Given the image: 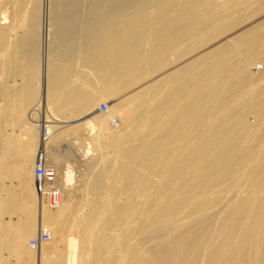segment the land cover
Listing matches in <instances>:
<instances>
[{
  "label": "bare ground",
  "instance_id": "bare-ground-1",
  "mask_svg": "<svg viewBox=\"0 0 264 264\" xmlns=\"http://www.w3.org/2000/svg\"><path fill=\"white\" fill-rule=\"evenodd\" d=\"M30 1L32 0H0V103L1 100H5L8 102V105L13 106L11 108L14 110L15 108L17 111L20 109L18 111L20 114L16 113V110L14 111L18 115L16 118L19 117L18 121L20 124H15V126H18H16V128L14 125L10 126H12L14 130L16 129L15 132L21 136L19 142L23 143L15 145L19 150L17 156L13 157V155H11L9 157L0 158V175L2 178H9L11 175L15 176L11 179L17 178L18 180L16 183L18 187L16 186L17 188L15 189H18L19 186L20 189H22L27 184L31 185L33 181L32 167L34 165V158H37L38 161L34 168V176L35 169L40 164L50 166V168L54 169L55 177H57L55 183L57 184L56 186L59 187L57 189L59 201L55 206L51 205L46 199V194L41 192L37 185V190L42 195L38 232L35 233V220L31 217L27 218L23 224H19L18 229H12L10 233L13 238V249L15 253L17 255L25 253L28 257L33 259L37 257V262L40 264H94V262L95 264L97 262L99 264V262L103 263L104 257L106 258V255L104 256L102 254L103 251H108L106 254L110 255V259H108L109 257L107 256L108 258L106 259L108 260L106 261L105 259L104 264H124L127 258H131L130 261H127V264H264V165L254 173V169L248 167L251 160L256 157V154H253L254 148L246 151L245 147H243L244 144L242 140L244 134L240 132V129L245 126L244 111L247 108H252L258 114L259 126H261L264 132V83L262 82V85L260 83L261 80L264 81V74L261 76H251L247 73L250 65V56L247 53L249 48L259 43L258 46L262 45L259 55H264V31L262 34L256 33L254 35L251 32L250 35L253 36L251 40L244 38L239 39L236 37L233 41L230 40L229 44L226 43L222 46L217 53L219 61L224 59V63L226 64L227 62V66L229 67H232L233 64L239 65L242 67V71L234 77L239 81V84L238 82L232 84L229 88L230 94L228 97H224V100H220L218 95L212 98L211 105L214 107L212 111L207 113L208 116L217 113V111H215L216 109L223 112L227 104L235 98L239 86L244 82H246L247 85L254 83V88L257 92L253 94V97L248 103L237 108L235 112H226L223 118L227 122V125H220V128L210 131L207 136H205L200 146L197 147L191 144L189 145L188 143L185 144V147L183 145L182 148L185 149L184 155L180 152L181 163L178 176H180V173L182 175L181 171L183 169L192 165L196 174L202 178L203 182L196 187L187 188L181 194L174 193L168 198L166 193L169 189L179 186L177 179L181 177H178L166 183L161 188H158L157 196L152 198L144 191L148 187H142V184H144L143 182H146L143 174L141 172L137 173L134 169L129 168L128 162L136 156L135 151L132 149L122 150L121 147L126 144L129 146V143L137 140L136 136L138 135L137 137H139L142 133L141 127H144L143 125L145 123L148 124V127H157L158 131L160 127L163 126L164 128L166 124H163L161 117L167 113L164 111L163 106L166 105L175 110L183 96L182 94L181 96L175 95V93L179 90L183 91L186 85L197 84L203 78V74L211 68L213 63L205 59L200 65L198 64L199 66L196 68H191L187 76L171 74V77H169V75L167 77L162 76L150 81L145 87L140 88L136 93L122 100L113 114L101 120L99 119L100 114L98 116L97 113V115L90 113L97 102V98L85 97L83 93V84L77 90L69 87L70 90H72L66 96L64 94L62 96L60 92L63 91L65 85L67 86L68 82L66 83L64 81L71 72L75 70L84 71L82 67L86 68L84 64L86 61L84 60V63L80 62V57L77 55L78 52H82L84 49H86V51H92L93 53L104 51L105 59L103 57L104 60H99L95 66L99 71H113V75H110L108 82H106L109 85L115 86L119 82L124 84V82H128L129 80L130 83L134 79H136L134 83H139L141 80L143 81L150 77L154 72L156 73L159 66L157 65L155 56L161 51L157 50L161 44H164L166 40H170V38H168L167 35L165 36L166 32L163 35L165 31H163V28L165 27L162 28L163 33H158L152 28L157 24V21H154L155 18L162 21L164 20L161 19V15L153 17V15L150 14L153 13L155 16V14L159 10H163L165 8L164 6L169 2L177 5L178 0H147L145 3L142 2L143 5H145L143 6L141 4L143 6V8L139 10L141 12L137 11L141 1H137L140 3L139 6L136 7L138 4L135 0H57L54 10L52 9L53 19L58 25H56L58 29L55 28L56 31L58 30V33L56 32L58 38H53V40L57 39V44L51 51V55H55V59L51 57L54 60H50L49 69L47 67L48 71L46 69L48 73L46 74L44 86H42L43 88L40 94L35 86V81L37 80L33 77H29L30 81H26L25 79L27 76L25 77L24 74L26 68H29L30 71L34 70L35 72L32 71V73L35 74L37 79H39L38 77L40 74H38V52L36 51L39 41L36 43L37 38L33 35L36 29L35 31L33 29L31 30L30 25L26 23L27 7ZM206 1L211 0H191L194 6L201 5ZM224 1V7L222 6L224 9L221 7L223 12H225L226 6L227 10H229L228 8L234 3L232 0H223V2ZM245 1L250 3L248 4L247 2L246 4L248 5H252L253 3V0H243L242 3L244 5H246ZM35 2L36 1H32V4ZM133 2H136V4H133ZM236 2H239V0ZM37 3L39 2L37 1ZM209 4L208 2L204 4V6ZM232 7L233 6H231V8ZM9 8L12 9H10V11H12L10 19H8L10 11L7 12ZM148 10H152L149 12L150 14ZM194 10L195 8H190L189 6H177L167 9V11L171 12L169 15H175V17L178 18L186 16L189 20L195 16L199 17L198 15H193ZM208 10L209 9L206 7L202 15L205 16L207 12L209 14ZM217 10L219 9L216 7L215 13ZM174 11L175 14H173ZM220 12L222 13V11ZM38 14L36 13L35 16L33 14V18L30 14L29 17H31L33 21H36L39 19ZM89 16H91V19H89ZM170 18L173 21L174 16H169L167 24L163 23L165 24L163 26H166V28H169V25H171L169 24ZM49 21L54 24L51 22L52 18ZM158 23H160V21ZM53 26H55V24ZM168 28L166 29L167 31L170 30ZM143 29L147 30L143 31ZM192 29L193 27L190 25L188 29L189 34L187 36L191 35L190 31ZM196 32V35L199 36V33L201 34L203 31L202 29H198ZM177 35L179 36V33ZM183 35H185V33ZM178 38L180 39V36ZM174 39L172 40L171 38L172 46L177 44V40ZM157 40L160 41V43H158L159 46L156 45ZM51 43H53V41ZM67 44L72 45L68 47ZM74 44H76V48ZM65 45L70 49L72 48V50L66 49L67 47L62 48L63 46L65 47ZM235 54L239 55L236 56ZM230 55L234 56L233 58L235 59L230 58ZM255 56L258 58V53ZM199 57L200 56H198V59ZM204 64L206 65L205 67H203ZM51 70L53 71L50 75ZM30 71L28 75L31 74ZM10 72L12 73L9 74ZM84 72L86 73L87 70ZM125 77H127V79H124ZM196 77H198V81L194 80ZM32 78L35 83L31 81ZM100 78L101 77L97 76L93 81L98 84L101 82ZM22 80H24L23 82L26 81V83L29 82L25 84L27 85L26 87H22L24 90L22 89L19 93H15V90L13 91L12 89L6 91L7 88H13L17 83L19 84L21 82L23 84ZM212 80H216V78L213 77ZM64 83L66 84L64 85ZM106 88L107 87L101 92L102 97L112 96V90ZM209 99V95L202 97V101H207ZM9 107L8 109L10 111ZM70 108L71 110H68ZM100 111L106 112L108 109L106 111L100 109ZM24 112H28V114L25 115L27 118L22 117ZM93 116H98V119ZM91 117L96 119L92 121L95 126H93L94 124L91 125L92 128H94L92 130L95 131L96 134V137H94L96 139L95 149L97 150L98 148V151H101V157H99L101 161H98L102 164L100 172H98L97 175L95 174L96 176L93 175L95 177H93L91 183L90 193L93 194V196L103 194L105 197H103L102 201L93 209H89L87 215L84 217V219L87 217V220L95 221V227H91L90 229L87 228L85 222L81 218L75 223L77 231H79V234L81 233L79 238L82 239L84 243V249L83 244L82 248L77 246V237L71 234L66 236V248L63 249L60 246L62 244L59 245L58 242L53 240V235L55 236L54 232H47L45 229L47 228L48 221L52 222L63 215H66V219H68L71 216V214H68L71 207L69 203L64 201L66 187L64 188V181H62V179L60 181L59 169L54 164L47 163L45 156H47V153L55 144L60 142L62 144L65 143L66 135H70L73 132L72 130L75 129L77 133V130H80L78 128H82L81 126L84 127L85 125L82 124L86 121L72 126L73 123L89 118L91 119ZM234 118H237L238 121L235 122ZM239 126L240 128L238 130ZM234 127L236 129H234ZM180 128L179 130L183 135L186 130L182 132V127ZM75 132L73 134H75ZM180 132L178 133L180 134ZM162 143L164 142H160L157 147L161 148H158L160 150L159 152L164 155L165 153L161 151L163 149L166 151V144ZM109 147H117L118 151L123 152L124 156H122V158H124V160L121 163L113 159L109 160L107 157L108 155L105 153V149ZM37 150V155L34 157ZM80 151L81 149L79 148L78 152ZM149 157L150 156L143 158L141 160L142 163L150 166ZM262 157V163L264 164V156ZM170 158L167 160L168 163ZM166 165L168 164L166 163ZM103 172L104 176H109L102 178ZM242 175H244V178L249 179V184L255 187L256 190L254 193L253 190L241 191L238 194L244 195L243 197H236V199L235 197L232 198L234 203H230L232 206L230 205V210L221 220L220 228L219 226L217 228L214 224H212L214 226L208 225L205 220L202 219L200 223L207 224L204 230L200 229V226L196 223L191 225L194 227V230H197L196 227L198 226V229L201 230L199 231L201 234H193L192 231H190L191 229L189 230V226L187 231L185 230L181 234L172 236V239L169 238L171 240L168 242L169 248L165 247V243L167 242H163L165 237L163 236L164 238H161L163 241H160L159 237L161 236H159L157 237L159 242L157 240L156 242H163L165 245H161L162 248L167 249L158 250L155 248L158 250V253H156V250L154 254L152 253L153 251H151L152 255L148 253V250L146 254V249L143 247L147 240L145 237L142 239L144 242V244L142 243L143 246L138 244L142 242L139 240L140 242H137L131 250L130 247H127L129 248L128 252L122 250L123 248L120 247V243L116 241L117 236L109 237V232L111 231H117L119 233L132 230L141 235H148L150 232L157 234L161 231H167L164 229V223L166 221L176 223L178 227H183L184 223H180L175 218H178L180 215L181 207L185 208L183 206L185 203L193 202L194 196L199 195L198 190L203 187L204 184L225 177L235 176L233 188L239 189L242 187L241 180H239ZM25 177H27V179H25ZM111 181H114L115 185L113 187ZM11 184L9 186H11ZM12 186L15 187L13 184ZM153 187L156 188V185ZM12 188L9 189V193L13 192L12 190L14 189ZM43 188L46 189V187ZM132 190L134 192H132ZM113 193L116 195V201L110 199ZM126 193H131L130 197L135 196L136 198H140L142 195L141 202L145 203L144 209L148 206L147 209L142 210L141 205H139V200L135 205H132V207L125 208L120 201L123 194ZM215 199V202H217L218 199ZM229 202H231V199ZM206 204L208 205V202L202 201L198 204L197 208H193L192 211L194 212L195 209L200 210L198 207H206ZM151 210L152 212L150 213ZM237 213H239V215L236 216L235 214ZM137 218L140 219L136 220ZM119 225H121L120 228L117 227ZM92 229H95V234L94 231H91ZM171 232H174V230H171ZM219 232L223 235L220 236ZM44 233L48 234L47 238L44 237ZM215 233L217 234L216 236ZM7 235L5 236L7 237ZM150 235L152 237L151 233L149 236ZM157 235H159V233ZM218 235L220 236V240L218 239ZM32 236L33 238L31 242H28L27 246L26 241ZM80 239L78 240L80 241ZM4 240L5 239L0 235V241ZM109 240L110 244L108 242ZM160 244L157 245L160 246ZM18 246L21 250L16 251L15 247ZM71 247L75 250L79 247L81 251L79 252V250L75 251L71 249V251H75V253L68 252L67 248ZM141 249L145 251H141L143 254L145 253V255L141 254ZM83 251L84 254H82ZM99 253L102 254L101 256H104L102 261H98V256L96 261H94L96 257H93Z\"/></svg>",
  "mask_w": 264,
  "mask_h": 264
},
{
  "label": "rangeland",
  "instance_id": "rangeland-1",
  "mask_svg": "<svg viewBox=\"0 0 264 264\" xmlns=\"http://www.w3.org/2000/svg\"><path fill=\"white\" fill-rule=\"evenodd\" d=\"M32 1H36V2L32 4ZM32 1H30V4L27 7V13H26L27 20L26 19L25 20H26V23L30 25L31 30L33 29L35 31L36 29V32H34L33 35H35L37 38L36 43H38L39 41V43L37 44L38 46L36 45L37 46L36 51L38 52L37 54L38 55L37 62H38V69H39L38 74L39 73L40 74L38 77L39 79H37L35 74L32 73V71L33 72L35 71L34 70L30 71L29 68H26V70H24V74H25V77L26 76L28 77V78L26 77L25 79L26 81H30L29 77H33L35 80H37L35 81L36 82L35 83L33 78L31 79V81L35 83V86L37 87L36 89L40 94L42 92V88H43L42 86H44L46 74L48 73L46 72V69L47 67L49 69L50 60L53 57L55 59V55L52 56L51 51L57 44L56 43L57 39L53 40V38H58V35H57L58 30L57 31L55 30V28L58 29L57 27L58 25L56 24V21L53 19L54 17L52 15V9L54 10L57 0H32ZM37 1L39 3H37ZM135 1L136 2L141 1V3L139 2L141 7L139 6L138 2H137L138 5H136V7L139 6L137 11L141 12L139 11L140 8H143V6L145 5V4L143 5L142 2L145 3V1L147 0H143V1L135 0ZM236 1L238 0H232V2L234 3L231 6H233L232 8L234 9H232L230 6V8H228L229 10H227V6H226L225 12H223L222 10V8L224 7V3H225V1L223 2V0L206 1L205 3L201 5H195V6L192 4L191 0H178L177 5L169 2L167 5L164 6L165 8L162 7L164 8L163 10H159L158 12L155 11L158 13V14L156 13L155 16L153 13L151 14L149 13L152 10L151 11L148 10V13L150 15H153V17L161 15V19H164L162 21L160 19L155 18L156 20L154 19V21H157V24H155L152 28L155 29V31H157L158 33L159 32L163 33V31L165 30L163 35L166 32L165 36L167 35V37L170 38V40L167 38L168 40H166L164 44H161L157 50V51L161 50L160 53H158L155 56L157 65L159 66V68H157L158 69L157 72L156 73L154 72L150 77L146 78L143 81L141 80V82L139 83H134L135 82L134 80H136L134 79L130 83H129L130 81L129 80L128 82H124V84L119 82L115 86L109 85L106 82H108L109 76L113 75V71L112 70L99 71L95 66V64L99 60L105 59L104 51H97L93 53L92 51H86V49H84L82 52H78L77 55L80 57V62L84 63L86 61V63H84L86 68L82 67V69H84V71L87 70V72L85 73L82 70H75L67 76L68 80L66 79L64 81L66 83L68 82L69 85L67 83V86H68L67 87L65 85L66 83H64L65 86L64 85L63 86L65 88L63 89V91L60 92L62 93V96L63 94L65 96L69 94L72 89H76V90L79 89L81 85L83 84L84 96L97 98V102L95 103V106L90 113L92 114L97 113L98 116L100 114L99 119L101 120V119H106L111 114H113V112H115L117 108L119 107V104L121 103L122 100L132 95L133 93H136V91L139 90L140 88L145 87L150 81L158 79L162 76L167 77L169 75V77H171V74L172 75L175 74L177 76L178 75L187 76L191 68H196L205 59L213 63L211 68L203 74V78L197 84L186 85L183 91L179 90L178 92L175 93V95H179V96H181V94L183 95L179 105L177 106L175 110H173L171 107H167L166 105L163 106V109L167 114L162 115L161 121L163 122V124L165 123L166 126L164 125L165 127L163 128L162 126L163 124L161 122L162 125L161 124L160 125L162 127H160L161 129L159 128V131L161 130L160 132L158 131L157 127H154V126L148 127V124L145 123L143 125L144 127H141L142 135L140 134L139 137H137L138 136L137 135L136 136L137 140L128 144L130 147L127 146V144L121 147L122 150L132 149L135 151L136 156L133 157L131 161L128 162L129 168L134 169L137 173L141 172L143 174V176L146 179V182H143L144 184H142V187H148L144 191L148 194V196H151L152 198H155L157 196L158 188H161L166 183L173 181L177 179L178 177H181L177 179L179 186H175V188L169 189V191L166 193V195H168V198L174 193L181 194L187 188L196 187L203 182L202 178L198 176V174H196L192 165L183 169L181 171L182 175L180 173V176H178V172L180 170L179 166L181 163L180 162L181 160L180 152H182V155H184V149H185V148H182L183 145L185 147L186 146L185 144L188 143L189 145L191 144L197 147L200 146L203 143L205 136H207V134L210 131L214 129H218L222 125H227V122L223 118V115L226 114V112H229V113L235 112L237 108H240L243 104L248 103L253 97V94L257 92V90H255L254 88V83H251V85H247L246 82H244L242 85L239 86V90L235 94V98L227 104V107L223 112L221 110L216 109L215 111H217V113L211 114L210 116H208L207 114L209 111H212L214 107L211 105L212 98L218 95L220 97V100L221 99L224 100V97L225 98L228 97L230 94L229 88L232 86V84L235 82H238L239 84V81H237L236 78L234 77L237 74L241 73L242 71L241 70L242 67L239 65L233 64L232 67H229L227 66V62L226 64L224 63L225 62L224 59L219 61V57L217 55L218 51L221 49L222 46H224L226 43L229 44L230 40L233 41L236 37H238L239 39L244 38V39L251 40L253 38V36L250 35L251 32L254 35L256 33L262 34L264 31V0H253L252 5H248L250 4L248 1H247L248 4H246L247 2L245 1L246 5L242 3L243 0H239V2H236ZM240 1L242 4L240 3ZM136 2H133V4L134 3L136 4ZM208 2L210 4L207 6H204V4ZM177 6L178 7H188L189 6L190 8L191 7L195 8V10L193 11V15L194 16L198 15L199 17L195 16L189 20V18H187L186 16L183 18H180V17L178 18V17H175V15H173L174 16L173 21L171 18L169 20L170 21L169 24L171 25H169V28L167 27L170 30L167 31L166 26H163V25L168 23L167 21L169 19V16L173 17L171 16V14L169 15V13L171 12L167 11V9H171L172 7H177ZM206 7L209 9L208 10L209 14L207 12V14L203 16L202 12ZM216 7L217 9L222 11V13L219 10H217L216 13L218 14H216L215 13ZM10 9L11 8H9L7 12H9ZM11 12L12 11H10L8 14L9 15L8 19H10L11 17V14H12ZM36 13L38 14L39 19H37L36 21H33L32 18L35 16ZM30 14L32 18L29 17ZM33 14L34 16H32ZM173 14H175V11ZM48 18L49 20H51L52 18L51 22H53L55 26H53L54 24L50 23ZM89 19H91V16H89ZM178 19H181V20H178ZM159 21L160 23H158ZM190 25L193 27L194 30L192 29L190 31L191 35L187 36L189 34L188 29ZM162 28H163V31H162ZM198 29L199 30L202 29L203 31L201 32V34L199 33V36L196 35L197 34L196 31H198ZM37 30H39L40 32ZM144 30H147V29H143V31ZM182 32H184L185 35H183L184 33ZM178 33H179L180 39L178 38L179 37L177 35ZM173 36L174 37L177 36L175 37V39L177 40V44L175 43L176 44L175 46H172V43H171V41L174 39ZM181 36H185L186 39L185 37H181ZM52 41L53 43H51ZM158 43H160L159 40L156 41V45H158ZM258 44L259 43L255 44V46H251L249 48V51L247 52L250 56V59H249L250 65L248 67L249 72L247 71V73H249L251 76H259V75L261 76L264 74V55L262 54L259 55V53L261 52L260 50L262 49V45L258 46ZM67 45H65V47L63 46L62 48H66ZM70 45H68V47H70ZM74 45L76 48L77 47L76 44ZM164 45H165V49H164ZM68 47L66 49L69 50L70 48ZM49 50H50V53H49ZM70 50H72V48ZM257 53L259 56L258 58L255 56ZM232 55H230V58L235 59L233 58L234 56ZM235 55L238 56L239 54L238 55L235 54ZM198 56H200L199 59H198ZM196 57H197V60H196ZM233 63H234V60H233ZM205 66L206 65L204 64L203 67ZM29 71L31 72L30 75H28ZM52 71L53 70H51L50 75L52 74ZM256 72L257 73L259 72V73L257 74ZM11 73L12 72H10L9 74ZM97 76L101 77L100 78L101 82L98 84H96L95 81H93ZM213 77H215L216 80H212ZM9 78H10V75H9ZM124 79H127V77H125ZM194 80L198 81L199 79L198 77H196ZM23 81L24 80H22V82ZM26 81L23 82V84L21 82L19 84L17 83L15 84V86H13V88L11 87L7 88L6 91L7 90L10 91V89H12L13 91L15 90V93H19V91L23 89L22 87H26L27 85L25 84L29 83V82L26 83ZM262 82L264 83V81L261 80L260 82L261 85L263 84ZM6 84L4 83L5 86ZM69 87L72 89L70 90ZM105 87H107L106 89L112 90L113 97L112 96L102 97L101 92L102 90H104ZM205 95H209L210 99L207 101H202V97ZM7 103L8 102H6L5 100L3 101L1 100V103H0L1 105L0 106V158L9 157L11 155H13V157L17 156L19 154V150L17 149L15 145L20 144V143L23 144L22 142H19L21 136L17 134V132H15L16 129L14 130V128L10 126V125H14V127L16 128L17 125L15 126V124L17 123L20 124V122L18 121L19 117L16 118L18 116L16 113H18L20 109H18L17 111V109L15 108V110L17 111L15 113L14 112L15 110L11 108L13 106L8 105ZM102 103L108 104V111L106 112L100 111L99 107L101 106ZM8 107L10 108V111ZM68 110H71V108ZM244 113H245L244 114L245 126L242 129H240V132L244 134L242 142L244 144L243 147H245L246 151L248 149L251 150L252 148H254L253 154H256V157L253 158V160H251L248 166L249 168L254 169L253 170V173H254L260 167H262V165H264L262 163V158H263L262 156H264V132L261 129V126H259L260 123L258 120L259 119L258 114L252 108H247L244 111ZM23 114H22V117L27 118V116L25 115H27L28 112H24ZM98 116L97 117L93 116V117L98 119ZM93 117H91L92 120L89 118L90 121L89 119H87V120H83L77 123L76 122L73 123L72 126H74V124L78 125L86 121L84 122V124H82L85 126L84 127L81 126L83 129L78 128L80 130L79 131L77 130V133L75 132L76 131L75 129L72 130L73 132L70 135L68 136L66 135V141H64L65 143L62 144L60 142V143L55 144L53 148L49 150V152L47 153V156H45V160L47 163L54 164L59 169L60 181L62 179V181H64V188L66 187L65 188L66 194L64 196V201L69 203L71 207L70 208L71 210L68 211V214H71V216L68 219H66V215H63L61 217H58L52 222L48 221L47 228L45 229V231L47 232L48 231L54 232L55 236L53 235V238H54L53 240L55 242H58L59 245L62 244L60 246L63 249L66 248L65 242H66V236L68 234H71L77 237L76 238L77 246L82 248V244H83V249H84V243L82 239L79 238L81 233L79 234V231H77V228L75 227V223L81 218L85 222V225L87 228L90 229L91 227H95L96 226L95 221L87 220V217L84 219V217L85 215H87L89 209H93L96 205H98L102 201L103 197H105L103 194H97L96 196H93V194L90 193L93 177H95L98 174V172H100L101 164H102L100 163L101 159H99V157H101L100 156L101 151L99 152L98 148L97 150L95 149L96 139L94 137H96V134H95V131L92 130L94 129L92 128V125L94 124V122L92 123V121H95L96 119H94ZM234 119H235V122L238 121L237 118H234ZM93 126H95V124ZM180 127H182V132H185L186 130V132L183 133V135L180 132L181 130ZM239 128L240 126L238 127V130ZM234 129L236 128L234 127ZM74 132L75 134H73ZM178 132H180V134ZM160 142H164L162 144H166L165 145L166 151H164L165 149L161 151L165 153L164 155H162L159 152L160 150L158 148L160 147H157ZM77 148L78 149L80 148L82 152L81 151L78 152ZM37 152L38 150L36 151V154L34 155V157H36ZM105 153L106 155H108L107 157L109 158V160L113 159L115 161H118L119 163H121L124 160V158H122V156H124L123 152L118 151L117 147L116 148L109 147L105 149ZM148 156H150L149 157V161L151 163L150 166H148L147 164L146 165L143 164L141 161L143 158H147ZM168 158H170L169 163L167 161ZM34 159H35L34 165L32 167L33 181L31 185L27 184L22 189H20V186L18 189H15L18 187V185L16 184L18 180L17 178L11 180L15 176L11 175L9 178L3 177L4 178L3 179L2 176L0 175V235L3 237V239H5L4 241H0V264H40L39 262H37V257L34 258L35 259L34 260L33 258L28 257V255H26L25 253H21L19 255L15 253L13 249L14 242H13L12 235L10 233L12 229H15V230L18 229L19 224H23L24 221L30 217L34 218L35 220V233L38 232L42 195L37 190V180H36V177L34 176V168L38 160L37 158H34ZM166 163L168 165H166ZM244 175H242L239 179L241 180V183H242V187L239 189L233 188L234 186L233 180L235 179V176L225 177L223 179L207 182L206 184H204L203 187H201L198 190L199 195L194 196L195 198L193 202L185 203L183 205L185 208L181 207L180 215L178 216V218H175L180 223L182 222L184 223L183 227H178L176 223L166 221L164 223V229H166L167 231L158 232L159 235H157L158 233L155 234L153 232H150L152 234V237L151 235L149 236L150 233L149 234L147 233L148 235H143V234L141 235L140 233L137 234L136 232H133L132 230L123 231L119 233L117 231H111L109 232V237L117 236L116 241L120 243L119 245L121 248H123L122 250H124V252L129 251V248L127 247H130V250H131L132 247L135 244H137V242H140V241L142 242L138 244H140V246L141 245L143 246L144 242L142 239L145 237V239L148 240V241L146 240V243L144 244L145 246H143L144 249H146V254L148 251H149L148 253H151V251H153L152 253L154 254L156 249L163 250V249L169 248L170 246L168 242L171 241L169 238H171L172 236L181 234L185 230L187 231L189 226H190L189 230L191 229L190 231H192L193 234L198 233L197 235H199V233L201 234V232H199L201 231L200 229L204 230L207 224L208 225L214 224L217 226V228L218 226L220 228L221 220L230 210V205L232 206V204L230 203H234L232 201V198L235 197L236 199V197H243L244 195L238 194L241 191L245 192V191L253 190V193H254L256 190L255 187H252L249 184V179L244 178ZM108 176H104V172H103L102 178L104 177L106 178ZM25 179H27V177H25ZM179 182L181 183V186ZM11 183L15 185V187L12 186ZM10 184L11 186H9ZM111 185L112 187L115 185L114 181H111ZM154 185H156V188L153 187ZM10 188L14 189L12 190L13 191L12 193H9ZM132 192L134 191L132 190ZM219 193H222V194H219ZM130 195L131 193L123 194L120 203L123 204L125 208L126 207L129 208V207H132V205H135V203H137V201L139 200V205H141V208L143 210L145 203L141 202L142 195L140 196V198H136L135 196L130 197ZM215 198L218 199L217 202H215L216 200ZM110 199L112 201H116L117 200L116 195L113 193ZM230 199H231V202H229ZM202 201L208 202V205L206 204L207 205L206 207H198L200 208V210L195 209L193 212L192 209L197 208L198 204ZM147 207L145 209H147ZM151 212L152 210L150 211V213ZM235 215L237 216L239 215V213ZM139 219L140 218H137L136 220H139ZM202 219L205 220L207 224L200 223ZM193 223L198 224V226H200V229H198V226L197 227L195 226L197 230H194V227L191 226L193 225ZM120 226L121 225L117 227L120 228ZM15 230H14V233H15ZM94 230L92 229L91 231H94ZM171 230H174V232H171ZM94 234H95V231H94ZM219 234L220 236L223 235L221 232H219ZM5 235H7V237ZM216 235L217 234L215 233V236ZM163 236L165 237V239H163L164 238ZM220 236L218 238L219 240H220ZM157 237L160 238V241L164 240L163 241L164 243L165 241L167 242L165 243L166 244L165 247L167 248H162L161 245L164 244L163 242H160L161 244L156 242V240L159 242ZM32 238L33 236L31 238L29 237V239L26 241L27 246H28V242L29 241L31 242ZM78 239H80V241ZM108 242L110 244V240ZM157 244H160V246H158ZM79 247L76 248V250H79L80 252L81 250ZM15 249L16 251L21 250L19 246L15 247ZM71 249L72 247L67 248L68 252L75 253L76 250L73 248L72 250H75V251H71ZM158 250H156V253H158ZM141 251L143 250L141 249L140 252ZM107 252L103 251L102 253L104 256L106 255V258L110 256L109 254H106ZM82 254H84V251ZM99 254H96V256L93 257V258L96 257L94 261H96L97 256H98V261H102L104 256H101L102 254L100 255ZM141 254L143 253L141 252ZM143 255H145V253ZM106 258L104 257L103 263L99 262V264H104ZM108 259H110V257ZM108 259H106V261ZM130 259L131 258H127L124 264H127V261H130ZM96 264H98V262Z\"/></svg>",
  "mask_w": 264,
  "mask_h": 264
},
{
  "label": "built area",
  "instance_id": "built-area-1",
  "mask_svg": "<svg viewBox=\"0 0 264 264\" xmlns=\"http://www.w3.org/2000/svg\"><path fill=\"white\" fill-rule=\"evenodd\" d=\"M100 109L103 111H106L108 109L107 103H102L100 106ZM35 176L37 180V185L39 187V190L46 194L47 201L55 206L57 202L59 201V197L57 195V189L59 188L56 186V178L55 177V171L54 169L50 168V166L40 164L35 169ZM43 187H46L43 188ZM44 237H48V234L44 233Z\"/></svg>",
  "mask_w": 264,
  "mask_h": 264
}]
</instances>
